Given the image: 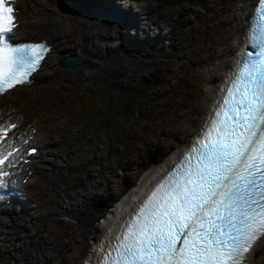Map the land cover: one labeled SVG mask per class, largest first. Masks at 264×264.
<instances>
[{
    "label": "rangeland",
    "instance_id": "obj_1",
    "mask_svg": "<svg viewBox=\"0 0 264 264\" xmlns=\"http://www.w3.org/2000/svg\"><path fill=\"white\" fill-rule=\"evenodd\" d=\"M227 1L131 0L121 8L127 20L120 30L115 25H105L84 36L72 24H66L72 52L78 57L95 56H87L89 59L78 62L75 69L66 70L70 74L54 75L49 85H35L38 93L22 98L14 106L26 115V125L21 130L39 125V139L47 135L54 155L50 160L59 161L60 172L33 195L30 218H23L22 225H16L11 232L18 238L11 248L16 253L11 258H1L3 264L40 261L45 257V244L66 234L72 220L65 212L70 201L79 194L90 196L107 191L109 180L116 181L121 168L139 157L154 124L158 125L170 108L173 88L185 79L193 81V71L200 70L192 65L199 54L195 42L189 41L190 34L200 37L206 27L217 24L216 17ZM120 2L117 0L116 5L120 6ZM18 7L28 20L33 14L36 17L41 8L39 0H19ZM84 13L101 25L88 9ZM24 25L19 27L22 35L29 32ZM186 43L191 45L186 53L192 55V61L179 54ZM56 58L51 52L48 61L65 71L57 63L62 57ZM86 92L92 93V97L82 100L87 106L105 110L98 130L97 124L90 125L92 118L81 121L74 103L77 95ZM101 133H105L104 142L97 137Z\"/></svg>",
    "mask_w": 264,
    "mask_h": 264
},
{
    "label": "snow or ice",
    "instance_id": "obj_2",
    "mask_svg": "<svg viewBox=\"0 0 264 264\" xmlns=\"http://www.w3.org/2000/svg\"><path fill=\"white\" fill-rule=\"evenodd\" d=\"M14 11L0 0V89L24 83L48 51L8 35ZM249 31L258 51L240 55L196 139L99 245L96 264H244L264 237V0Z\"/></svg>",
    "mask_w": 264,
    "mask_h": 264
},
{
    "label": "bare ground",
    "instance_id": "obj_3",
    "mask_svg": "<svg viewBox=\"0 0 264 264\" xmlns=\"http://www.w3.org/2000/svg\"><path fill=\"white\" fill-rule=\"evenodd\" d=\"M99 3L102 4L103 0H39L41 8L36 13L37 16L33 14L30 20L23 17L20 8L18 21L21 25L25 24L29 32L22 35L18 26L16 38L22 41L46 39L52 46V54L55 52L57 57L55 60L67 55L78 57V53H73L69 47V36L65 34L64 27L67 23L72 24L84 36L97 27L105 25L113 27L114 24H106L101 19H99L101 25L97 24L98 22H92L84 13L85 10ZM254 3L255 0H228L224 10L216 17L217 24L206 27L200 37L189 33V41L195 42L199 54L198 59L192 62L193 66L200 68L199 72L193 71L195 79L193 81L185 79L181 85L173 88L175 93L170 108L161 122L158 125L154 124L139 157L121 168L116 181L109 180L107 191L103 190L100 194L90 196L79 194L70 201L71 205L65 212L72 220L67 224L66 234L63 238L46 243L45 257L31 264H82L84 260L96 257L100 242L108 238L109 233L114 231L122 217L133 207L136 199L150 186L155 177L176 159L201 129L216 99L220 85L236 60ZM66 4L71 5L74 14H69ZM69 15L79 17L70 19ZM119 15L124 25L127 18L122 16V12ZM190 46L189 43L181 46L183 51L179 54L185 57ZM87 56L94 58L95 55L87 54L78 57V61L89 59ZM187 56L192 61V55ZM47 61L42 66L47 70L45 68L44 71L42 68L43 71L36 73L32 86L14 88L10 95H3L5 97L0 103V108L5 101L7 104H12L22 98H31L39 89H36L35 85L48 84L54 75L70 74L66 70L57 68L52 60H49V63ZM42 140L40 138L38 141L40 145L45 144ZM48 147L43 145L42 157L31 164L34 178L38 176L42 178L41 181L30 182V185L22 190L18 205L14 208L0 207V259L15 255L16 252L14 253L11 248L13 241L18 238L16 235L13 237L11 232L16 225L17 228L22 225L23 218H30L29 212L32 210L30 206L35 204L34 193L42 189L44 184L51 183L53 177L60 172L59 161L50 160L54 155L49 154ZM55 150L54 146L52 151L55 152ZM6 218L9 219L6 220ZM245 260L248 264H264V237L253 244L249 252L245 254ZM0 264H3L2 259Z\"/></svg>",
    "mask_w": 264,
    "mask_h": 264
},
{
    "label": "water",
    "instance_id": "obj_4",
    "mask_svg": "<svg viewBox=\"0 0 264 264\" xmlns=\"http://www.w3.org/2000/svg\"><path fill=\"white\" fill-rule=\"evenodd\" d=\"M66 9L71 13L74 14V10L71 8L70 4H66ZM113 11V10H111ZM89 15L95 19H101L106 24H115L116 30H120L121 28V20L115 17L110 10H106L102 6H92L88 9ZM114 12V11H113ZM58 64L61 68L66 70L75 69L78 66V60L73 57H63L58 61Z\"/></svg>",
    "mask_w": 264,
    "mask_h": 264
},
{
    "label": "trees",
    "instance_id": "obj_5",
    "mask_svg": "<svg viewBox=\"0 0 264 264\" xmlns=\"http://www.w3.org/2000/svg\"><path fill=\"white\" fill-rule=\"evenodd\" d=\"M185 1V0H184ZM80 99V98H78ZM79 101V100H78ZM124 109V108H123ZM100 115V113L96 114V116L94 115L93 118L95 119V117H97V119H95V121H98V122H101L102 119L101 118H98V116ZM102 123V122H101Z\"/></svg>",
    "mask_w": 264,
    "mask_h": 264
}]
</instances>
